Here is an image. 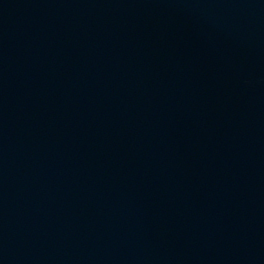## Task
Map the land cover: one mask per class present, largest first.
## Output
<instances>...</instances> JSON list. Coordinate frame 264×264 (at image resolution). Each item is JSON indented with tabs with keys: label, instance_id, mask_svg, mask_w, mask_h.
I'll return each mask as SVG.
<instances>
[{
	"label": "water",
	"instance_id": "95a60500",
	"mask_svg": "<svg viewBox=\"0 0 264 264\" xmlns=\"http://www.w3.org/2000/svg\"><path fill=\"white\" fill-rule=\"evenodd\" d=\"M0 264H264V0H0Z\"/></svg>",
	"mask_w": 264,
	"mask_h": 264
}]
</instances>
